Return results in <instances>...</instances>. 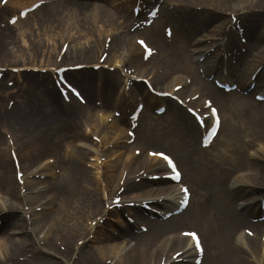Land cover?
Here are the masks:
<instances>
[{
	"label": "rangeland",
	"instance_id": "rangeland-1",
	"mask_svg": "<svg viewBox=\"0 0 264 264\" xmlns=\"http://www.w3.org/2000/svg\"><path fill=\"white\" fill-rule=\"evenodd\" d=\"M31 1L32 0H24L23 3L29 4ZM77 1L87 3L88 5L94 7H102L104 8L103 10L105 13H107V15L110 17H92L85 12L75 16L74 19H76V21L70 20L72 17L68 19L61 17L60 19H50L43 21L41 17L45 14V12L41 10V12H38V10L41 9L39 7L34 13L30 15V19L28 21H24L23 23L14 26L10 24L9 17L12 15H18V10L21 11L20 5L17 4L16 6L15 2H12V4L9 5L0 4V68H4L1 78L3 81L1 82L2 84L0 83V136L3 137V132L4 134L10 135L9 137L5 138V145L3 140L0 141V145L6 146L7 144L10 149H15V146L17 144L21 145L22 142L19 136L11 132L23 133V138L27 140L22 144L24 150L16 153L17 164L23 165L24 163H27L28 166L30 165L27 169V172H29L31 168L37 166L40 163L41 172L37 173H42V175L37 174L38 176L35 177L39 182H41V186L43 187L42 191H40V197H42V200L52 198L54 199V202H58L60 195L59 192L55 190L57 183H54L53 188L52 183L58 181L59 179L61 181L62 179L60 177L62 176L63 178V175L66 174L64 169H62V165H60L62 162L61 160L68 158V153H70L72 148L77 147L78 145L79 147L88 149V154H85H87V157L89 156V158L85 159L84 164V167L88 173L85 185L87 184L91 187L92 195L99 194L102 196V203H104L107 198V191L110 192L114 189H109V186H106L105 189L104 183L106 182V184H110L114 187V180L116 182V179L114 178L112 183H109L107 179L108 175L112 174L117 176L120 171L122 172V177L118 182V188L122 184V179L125 178L126 175H128L135 182H137L138 179L143 180L138 176L133 175L135 170L142 168V165H137L134 163V159L132 158L135 144L133 142L129 144L125 143V132L126 129H128V124L124 120L127 110L126 101L129 100L131 103L134 102L136 96L133 94V92L137 93V95H140V97L143 96L144 99H146V113L149 115V118L153 117V127L155 128L156 132L168 130H174L176 132L178 130L182 132H193L192 136L194 138V145L195 143L198 144L199 136L197 129L195 128V130H193L190 127L188 117L191 120L193 117L187 112L186 109H182L181 111L175 109V103L172 102V99H170L172 102L170 107V101L165 102L164 100L158 99L157 96L149 91L143 81H131L128 78L126 79V77L121 74V71L117 68L110 70V66H114L115 62L119 63L117 65H119L121 68V66H124L123 61H125L126 65H128V68L133 70V76L137 78H147L155 90H161L164 88L167 89L165 86L167 80L164 79L161 72H157L155 69L154 64L156 62L157 54H155L152 59L143 61L141 63L134 60L131 56L132 53H138L139 55L142 54L141 48H139L131 40V38L142 33V36L145 35L144 32L134 33L132 27H128L130 21L128 8L130 9L132 2L135 0ZM164 1L165 0H146L147 3L159 4V19L162 20V25L170 26L172 31H174V36L168 37L164 36L162 33L160 34L161 38L163 37L162 39H171L172 42L178 41V44L180 45L179 47L182 49L184 48L182 41L181 43L179 41L181 38L184 39V34L187 36L188 33L192 37L189 52L193 56V59H196L198 53H200V50L204 48L207 49L202 55V58L206 57V59H203L202 61L198 60L196 64L197 66L195 65V69H206V67H213V65L216 64L214 66V70L210 72V76L227 75L236 77L234 74L228 72L227 66L224 68L221 63L226 59H229V61L233 62L238 52L241 51L242 53H246V49H248L250 46L248 50H250L249 52L252 50V55L249 56L248 54V56L249 58H255L250 63H254L256 61L257 64L254 67H252V64L248 65L246 76L243 79L236 77V81H241L246 84L249 80H247V76L256 68L260 69V74L262 73L264 78V41H261L253 48L251 47V39L247 36V30L252 31L256 24H260V28L262 27V32L264 31V20H262L263 13L259 7H241V13L252 10L250 16L252 18H257L255 19L254 25L250 29L246 28V31V26L242 21L239 22V18H237L240 31L239 34L235 35L236 44L233 47L236 49V52L229 54L225 52V47L221 45V42L226 40L227 32L234 31L233 25L231 27L229 26V13L231 11L226 7L228 4L238 3L236 0H206V4L198 2L201 0H169V4L167 3L166 7H163ZM53 2H58V9H60L62 13H67V11H69V8H63V2L61 0H48L47 5ZM173 2H177V4L179 2V4H183L184 6L185 4L193 5L196 14H191L190 10L192 9L188 8L189 18L192 19L190 23H184L179 17V13L183 11L185 7L182 8L180 5L170 4ZM119 8L128 14V17L124 18L126 20L121 23V17L119 19L117 18L116 20V17H119V15L122 13V10H119ZM50 10L51 8L49 9V12ZM233 14V19L238 16L236 12ZM239 15L242 18L244 17L243 14ZM110 18H112V20ZM221 22H223L224 25L221 24L219 26ZM234 23L237 22L235 21ZM122 26H124L125 29H123ZM222 28L224 29V32H220ZM242 39L245 40L243 41ZM149 41L152 46L158 50L157 44L154 41ZM131 45H134L137 48ZM261 53L262 55H260ZM102 55H105L103 60L101 58ZM137 58L139 59V56H137ZM76 63L84 64L89 67H83L81 70H70V73H65V76L71 83L77 86L79 90L84 91L86 97H89V101H97L99 103L95 106L93 104L90 105L93 106V110H91L89 105L87 107H83L82 109H77L72 104V99L66 102L59 97L62 104H58L59 99L56 98L57 90L54 83L52 82V80L55 78L54 69L57 66H71ZM97 64L105 65V67L99 66L97 69H94V66ZM206 64L209 65L206 66ZM13 69L16 70L13 71ZM44 69L49 70L47 73H45L46 71ZM186 74L187 73L185 70H179L167 76L169 78L179 76L177 77V80L181 81L186 77L190 78V76ZM210 81H212V79ZM128 83L131 84L129 85ZM170 83H172V81L169 82V84ZM210 83L212 84V82ZM190 85L192 86L191 90H193L195 84ZM259 86L260 85H258V87ZM124 87L130 88L126 90ZM51 90L52 93L53 90L55 93L52 94ZM125 90L132 93L125 95L123 94ZM188 91L190 92V89H188ZM197 93L201 94V96L196 101L198 104L200 103V105L203 98H211V96H209L207 93ZM54 101H56V103H54ZM74 101L78 103L77 100L74 99ZM159 104H165L167 111L164 115L159 114L160 116L154 117L153 109ZM214 105L217 106L224 118H229L234 132H240L242 139L250 141V144L246 148L244 160L250 162H247V165L234 172L229 178L230 182L233 180H238L239 182L237 183H242L245 179L243 176L250 175L253 176L252 180L255 182L258 181V185L262 187L264 179L255 177L257 169L254 168L255 164L253 166L251 165L255 163L256 160H254L255 158H251V155H256V157L260 156L262 154L261 151L264 150V144H262V142L264 143V138H261L264 136L262 134L258 135L254 133L264 132V104L259 105L258 108V111H260L259 118L263 119V126L256 125L257 121L255 122L252 116L254 111H248V109L246 110L245 107L238 108L236 111H234L233 115H231L228 110L221 109L219 104L214 102ZM84 110L90 112L91 116L84 115ZM115 112L120 114L117 116L114 114ZM174 112H179V115H176L177 119L174 117ZM67 113H69V115ZM80 113L82 116L78 115ZM75 115H78V117H75ZM17 119H21L22 125H18L16 123ZM117 126L118 128L121 127L122 130L120 135L115 136V133L112 131L113 128ZM137 129L135 132H137ZM74 131H76V136H73ZM224 132L225 130L223 129L220 131V134L215 142L216 149H223L222 141L224 139ZM93 135L98 138L97 141L92 138ZM35 137L38 138L39 141H35ZM8 141H11V144H8ZM33 141H35L34 144ZM158 143L159 144L156 143L140 146H142L144 151L148 148L156 151L163 150L167 152L173 150L176 156H181L179 150L177 149L178 145L176 143L170 142L169 144L164 145L161 144L160 140ZM34 145L35 150L33 148ZM30 150L34 152L29 154ZM25 151H27V154ZM74 157L77 158L79 156ZM96 157L100 158L98 160V165L100 166L99 170H101L100 178H95V171L98 169L94 167V164H92ZM0 158L2 159V163L7 164L8 171L11 172L10 175L12 176L15 165L13 164L12 156L8 154L3 158ZM150 163L151 167H156L155 162ZM9 166L11 167V170H9ZM156 169L157 168H153L154 171ZM25 179H31L29 173ZM184 181L190 186L192 185L194 188L199 187V184H197L194 179L192 182L196 183L195 185L191 184V182H188V180ZM47 185H50V189H47ZM248 187L249 185H242V188L247 189ZM23 188L26 189L24 186ZM115 188L118 189L117 186ZM26 191L27 189L25 192ZM200 191L202 192L203 190L200 189ZM103 192L105 195H103ZM149 192L154 193V191L148 189L139 191L128 190L127 192H124V197H122V199L134 200L139 195H144L145 193ZM112 194H114V192ZM251 194L252 191L247 190L246 194L240 196L237 199L238 203L249 197ZM28 195H35L34 189H30ZM2 196H4V194ZM142 197L144 196H140V199ZM42 200L40 202H42ZM74 205L75 204H72L70 208L72 209L71 211L73 214H76L77 206ZM27 207H29V210L34 207L33 209L36 208L37 211L43 210L46 213H51L53 211L56 213L55 211H59L52 205H46L41 209L36 205L31 206V208L30 206ZM27 207H25V210ZM141 209H144V213L148 215V212H146L148 210L145 208ZM22 211L24 210L18 209V215L15 213L14 217L19 219V215L22 213ZM105 212L102 213L103 216L95 215L94 219H92L94 213L89 214L87 220L84 221L80 220V217H78V220L82 223L80 226L84 225L87 227L89 234L84 237L85 239L83 238L85 241L83 239H78L77 241H74L75 243L73 242L74 248L70 247L72 252L75 251L79 245L87 247L91 244L100 246L103 243H111L107 239H110L112 242H114L115 238L117 237L115 233L121 226L126 224L129 225V228L134 233L141 231L139 228L140 225L147 224L145 221L138 219H136L134 222H131L132 211L129 209L124 210L122 215L119 213L120 215H108V217L105 216ZM26 215H29V213ZM262 215H264V213L260 215V211L257 210L255 213H252L249 216V219L250 221L259 219ZM7 227L9 230L5 231L4 233L0 232V248L3 251L7 250L10 243L9 240L16 242L23 234V232L15 233V229L12 228L13 226L11 225ZM180 228L184 227H178V229ZM185 228L196 230V228L193 226H187ZM95 229L97 230L96 232ZM241 232L244 231L241 230ZM257 233V241H260L264 244L260 238V235H264V230H260ZM94 234L96 235V238L92 237ZM41 235L42 231H40L38 236ZM32 236L34 237L33 233ZM123 239V243L116 245L114 248V250L116 249V258L121 257L125 250L133 246L136 242L132 236H125ZM116 240L118 241L117 238ZM57 241V244L54 243L55 249H47L52 252L51 257L55 261L62 260L66 264V260L69 257H64L59 252L63 248V245L60 243L59 239ZM178 250H181L178 246L168 249L169 253ZM262 250H264V246ZM259 255H261V253ZM75 256L76 253L69 259L68 264H74L73 261ZM247 258L249 264H251V262L258 264L259 260H263V258H256L253 255H250ZM160 262H162V260Z\"/></svg>",
	"mask_w": 264,
	"mask_h": 264
},
{
	"label": "bare ground",
	"instance_id": "bare-ground-1",
	"mask_svg": "<svg viewBox=\"0 0 264 264\" xmlns=\"http://www.w3.org/2000/svg\"><path fill=\"white\" fill-rule=\"evenodd\" d=\"M61 1L63 2V8H69V11H67V13H62V11L58 9V2L49 3V5L45 3L40 7L41 9L38 10V12L40 10L45 12L43 16L41 15L43 21L60 19L61 17L66 19L72 17L70 20L76 21V19H74L75 16L85 12L92 17H110L107 13H105L103 10L104 8L102 7L90 6L87 3L77 0ZM236 1L238 3L228 4L226 8L230 9L231 12H237L241 9V7H259L263 13L262 20H264V0ZM198 2L206 4V0ZM164 4H167V2ZM191 5L192 4H188L189 7H191ZM50 8L51 10L49 12ZM119 10L122 9L119 8ZM188 13L189 10L186 6L184 10L179 13V17L184 23H190L192 20L189 18ZM190 13L193 14L194 11L190 10ZM31 14L27 16L26 21L30 19ZM128 14L122 10V13L119 17H116V20L121 17V23L126 20L124 18H127ZM110 19L112 20V18ZM249 21L250 19L247 20V24ZM254 22L255 20L253 23L249 24L247 28L250 29L254 25ZM221 24L224 25V23L221 22L219 26ZM124 26H122L123 29H125ZM160 26V21L156 19L152 25L144 28V31L146 37L155 41L157 44L158 53L156 63L162 73V76L165 80H167L165 85L167 89L170 87L172 89L175 85L181 84L180 89L172 92L181 98L190 97L195 92L207 93L211 96L214 102L219 104L221 109L228 110L231 115H233L234 111L238 108L245 107L248 111H254L252 116L255 122L257 121L256 125L263 126V119L259 118L260 111H258V108L259 105L264 104V101L258 102L251 99L248 96V93H243L242 90L244 88L241 92H223L221 89L210 84V82L206 81L201 76L199 70L195 69V65L193 64V56L189 52L192 37L188 33L187 36L186 34L183 35L184 39L181 38L179 41L180 43L182 41V45L184 47L181 49L178 41L172 42V40L168 41L161 38ZM247 31L252 42V45L250 43L251 47L254 48L261 41H264V31L262 32L260 24H256L252 31ZM228 35H230L229 39L233 41V34ZM131 46L136 47L134 45ZM246 53H240L235 62L230 64L231 71H236V74H239L240 76L239 79L246 76L248 65L252 64L253 67L256 63V61L254 63H250L255 59L249 58V56L252 55V50L251 52ZM260 55H262V53ZM207 65L209 64H206V66ZM179 70H185V72L191 77L189 83L195 84L193 90H191V85L189 86L186 84L187 80L179 81L177 80V77L179 76H174L172 78L167 76ZM206 70L209 71L210 69L208 68ZM171 81L172 83L169 84ZM188 89H190V92ZM54 93L55 91L53 90L52 94ZM56 98H58V96ZM85 100L89 106L92 104L94 105V101H89V97L85 98ZM54 103H56V101H54ZM73 105L78 109L83 108L81 103L77 104L73 102ZM90 107L91 110H93V106ZM174 107L180 108L178 105ZM83 113L84 115L91 116L90 112L87 110H84ZM67 114L69 115V113ZM78 115H81V113ZM78 115H75V117H78ZM176 115H179V112H174L175 119H177ZM221 118L222 123L219 126L218 132L211 144L208 147H201V145L199 146L196 143L194 145V138L192 136L193 132H182L180 130L177 132L174 130L156 132L153 127L152 118L145 115L144 109H142L139 114V122L137 123L140 130L137 129V132H135L133 140V143L135 144L134 146L142 149V146H146L148 144H159V140L161 144L164 145L169 144L170 142L176 143L181 156H176L173 150L168 154L171 155L177 163L178 168L182 173L181 180H188V182H191L193 185L197 183L199 184V187L194 188L192 185L190 186V199L188 205L182 212L177 214L174 213L169 217H162L163 214L168 211H172L177 206L176 184H172V182L163 179L162 177H159L155 181L143 179L135 182L128 175H126L125 178L122 179V184L118 188V182L122 177V172L120 171L117 176L112 174L108 175L107 179L109 183H112L114 178L116 179V182L114 180V187L110 184H106V182L104 183V186L105 189L106 186H109V189L114 188L112 190L113 192L117 193L121 191L124 193L128 190L139 191L144 189L154 191V193H145L144 195H139V197L144 196L146 197L145 199H151L153 201L152 203L158 204L163 210L157 207L159 208L157 209V212L162 215L160 218L157 215L154 218L147 217L139 207V205L143 202V199H138V203H133V205L136 206L129 209L132 211V215L135 216L136 219L147 223V230L145 232L133 233L129 228V225L126 224L121 226L115 233L118 241L115 238L114 242L107 239L111 243H103L100 246L91 244L86 247L79 245L73 252L71 250V248H74L73 242L78 239L82 240L89 234L87 227L84 225L80 226L82 223L78 220V217H80V220L84 221L87 220L89 214L94 213L92 218L94 219L95 215H102L105 211V216L107 217L108 215H119L118 208L113 204L114 202L111 201L117 194L112 195V191H107L106 196L110 197V201L107 205H105V203H102L103 197L99 194L92 195L91 187L87 184L85 185L88 173L84 164L85 159L89 158V156L87 157L88 149L79 147L78 145L77 147L72 148L70 153H68L69 159L66 158L65 160H61L62 162L60 165H62V169H64L66 174H64L65 176L63 175V178L62 176L60 177L62 179L61 181L59 179L58 181L52 183V188L54 183H57L55 190L59 192L60 195L58 202H54V199L52 198L42 200V197H40V191H42L43 187L41 186V182H39L34 176L36 172H41L40 163L31 168L29 172H27V169L30 165L28 166L27 163L20 165L21 170L24 171V182L20 184L16 177V170H14L11 176V172L8 171L7 164L2 163V159L0 158V232L4 233L9 230L7 227L9 225L13 226L12 228L15 229V233L23 232L18 241L15 242L13 240H9L10 243L6 251L0 250V264H65L62 260L55 261L51 257L52 252L48 250L49 248L55 249V244H57L58 239L63 245V248L59 252L64 257H69L66 260V264L69 263V259L75 255V253L76 256L73 261L74 264H110L111 262V264H161V260L163 261V264H195V257H201V262L199 264H249L247 257L250 255H253L256 258H263L262 261L259 260L258 262V264H263L264 250L262 249L264 244L260 241L258 242L256 236L258 235V231L264 230V220L254 222L249 219V216L257 210H259L260 213L263 212L262 209H259V207L257 208V201L261 195H263V187L258 185V181H253V176L250 175L243 176L245 179L242 183H237L239 182L238 180H233L231 182L229 180L234 172L247 165V162H250L244 161L246 148L250 144V141L242 139L240 132H234L229 118H224V116ZM189 122L192 129L196 128L190 119ZM16 123L18 125H22L21 119H17ZM222 129L225 130V132L224 139L222 141L223 149L221 150L216 149L214 143L216 142V138ZM121 130L122 128H118L117 126L113 128L112 132L115 133V136H118L121 134ZM11 133L19 136L22 142L21 145L17 144L15 149L12 148L14 154H16L21 150H24L22 144L27 139L23 138V133ZM254 133L258 135L262 134L264 136V132ZM73 136H76V131H74ZM36 137L35 141H39ZM5 138L6 135L3 132V137L0 136V141L3 140L4 145L6 143ZM35 141H33V144ZM8 144L10 143L8 142ZM262 144L264 143L262 142ZM35 145L33 146L34 150ZM10 151V147H8L7 144L6 146L0 145V157L3 158L4 156L10 154ZM143 151L144 150H142V153L137 157H133L134 163L142 165V168L135 170L133 175H140L143 172H155L153 168L165 169V164L162 159L155 156H148V150H146L144 155ZM25 152L27 154V151ZM33 152L34 151L30 150L29 154ZM261 152L262 154L257 157L256 155H251V158H255L254 160H256L251 166L255 164L254 168L257 169L255 177L264 179V150ZM74 156L79 157L75 158ZM96 159L98 158L96 157ZM150 162H155L156 167H151ZM92 164H94V167L98 169L95 171V178H100L101 170H99L97 162L93 161ZM9 170H11L10 166ZM26 173L35 174H33V176L31 175V179H24L27 177H25ZM193 179L196 183L192 182ZM262 184L264 185V183ZM22 185L27 189L26 192H21L20 188ZM242 185H249V187L247 189L242 188ZM116 186L118 189L115 188ZM30 189H34L35 195H28ZM47 189H50V185H47ZM200 189L203 191L201 192ZM247 190H251L252 194L238 203L237 199L246 194ZM3 194L4 196H2ZM103 195H105L104 192ZM262 198H264V195ZM41 200L42 202H40ZM72 204L77 206L76 214H73L71 211L72 209L70 206H72ZM123 204L129 205V203L124 202L122 205ZM34 205L39 206L40 209L46 205H52L59 211H55L56 213H54V211L46 213L43 210L37 211L36 208L33 209L34 207L29 210V207H27L30 206L31 208V206ZM25 207H27L26 210ZM152 207H154V205H152ZM105 208H107V210ZM18 209H22L24 211H22V215H19V219H16L14 214H17ZM27 213H29V215H26ZM187 226H193L196 228L195 231L197 232L199 242L203 248L201 252H196L193 248L191 239L185 232H183L184 230H191L186 229L185 227ZM178 227L184 228L178 229ZM96 229L95 232L97 231ZM242 229H245L246 232H241ZM40 231H42V235L38 236ZM32 233L34 237L32 236ZM125 236H132L136 242L133 246L125 250L121 257L116 258V249L114 250V248L116 245L123 243L122 241ZM92 237L96 238V235L94 234ZM177 246L182 249V252L176 255V257H173V254L176 251L169 253L168 249ZM260 253L261 255H259ZM251 264H254V262H251Z\"/></svg>",
	"mask_w": 264,
	"mask_h": 264
},
{
	"label": "snow or ice",
	"instance_id": "snow-or-ice-1",
	"mask_svg": "<svg viewBox=\"0 0 264 264\" xmlns=\"http://www.w3.org/2000/svg\"><path fill=\"white\" fill-rule=\"evenodd\" d=\"M165 159H168V158L165 157ZM169 163H171L170 160H169ZM190 235H192L194 239L196 238V237H195V233H191ZM196 247L199 248V243H198V241H197V243H196Z\"/></svg>",
	"mask_w": 264,
	"mask_h": 264
}]
</instances>
